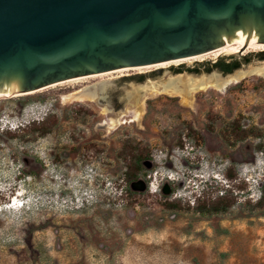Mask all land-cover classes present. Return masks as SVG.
I'll return each mask as SVG.
<instances>
[{
  "label": "rangeland",
  "instance_id": "374dc122",
  "mask_svg": "<svg viewBox=\"0 0 264 264\" xmlns=\"http://www.w3.org/2000/svg\"><path fill=\"white\" fill-rule=\"evenodd\" d=\"M217 56L1 96L0 206L19 188L30 200L0 208V264H264V206L256 204L264 183V76L200 89L191 103L150 89L174 76H211L173 67ZM106 82L96 101L63 100ZM235 121L262 136L238 137ZM126 145L153 167L141 163L130 179ZM138 178L145 191L131 188ZM223 197L232 199L227 210L199 211Z\"/></svg>",
  "mask_w": 264,
  "mask_h": 264
},
{
  "label": "water",
  "instance_id": "95a60500",
  "mask_svg": "<svg viewBox=\"0 0 264 264\" xmlns=\"http://www.w3.org/2000/svg\"><path fill=\"white\" fill-rule=\"evenodd\" d=\"M255 42L264 43V0H0V94L229 44L245 46L214 61L242 57ZM142 164L153 167L150 159ZM131 188L145 191L148 183L138 178ZM163 192H172L168 182Z\"/></svg>",
  "mask_w": 264,
  "mask_h": 264
},
{
  "label": "bare ground",
  "instance_id": "6f19581e",
  "mask_svg": "<svg viewBox=\"0 0 264 264\" xmlns=\"http://www.w3.org/2000/svg\"><path fill=\"white\" fill-rule=\"evenodd\" d=\"M244 46L245 45L229 44V45L222 46L216 50H213L211 52L201 54V55H197V56H193V57H189V58L170 60V61H165V62L158 63V64H152V65H146V66H137V67H131V68L132 69H138V68H146V67H151V66H155V67L156 66H163V65L171 64V63H177L178 64L181 61L190 60L192 58L209 57L211 54L219 55V54L225 53V52H238L239 50H242L244 48ZM259 48H264V43H258V42L250 43L247 46V48L245 49L244 53H247L249 51H256ZM127 68H129V67L116 69V70L109 71V72L106 71L105 73L102 72V73H96V74L76 77V78H72V79H68V80L60 81V82H66V81L72 82V81H78V80L80 81L83 78H92V77L107 75V74L114 73V72H122V71L127 70ZM251 74H258V75L264 76V62L262 64H259V65H252L246 69H240V70L238 69V71H236L235 73H233V74L231 73L225 77H223L219 74H215V73L212 74L211 76L203 75L202 77H200L198 79H196V78L194 79L193 77L188 76V80L182 78V76H180V77L174 76L173 78L171 77L167 82H165L164 84H162L160 86H157V85L152 86L151 85L152 87L150 89L153 92L159 91V92L167 93L170 95L180 96L182 102L191 103L190 98L192 97V95L195 92H197L200 89H206L208 87L224 88L229 83L239 82L243 78H245ZM60 82L53 83L51 85H55V84H58ZM96 84L97 85L86 86V87H83L80 89H76V90H74L68 94L63 95L64 102H67V101H96L99 98L101 91L105 90L107 83H101V84L96 83ZM47 86H50V85H47ZM47 86L42 87L40 89H44ZM142 86L145 87V85H142ZM40 89H36V90H40ZM33 91L20 93L17 95L31 93ZM139 92H140V90L137 91V93H139ZM1 96H10V95H8L7 93H4V94H0V97ZM139 117H140V113H137L135 118H132L131 121L139 119ZM114 122L118 123L119 119L114 120ZM17 209H19V208H17Z\"/></svg>",
  "mask_w": 264,
  "mask_h": 264
},
{
  "label": "trees",
  "instance_id": "16d2710c",
  "mask_svg": "<svg viewBox=\"0 0 264 264\" xmlns=\"http://www.w3.org/2000/svg\"><path fill=\"white\" fill-rule=\"evenodd\" d=\"M254 59L264 60V51L259 52H249L246 55L242 57H235V56H221L216 61L209 59L204 61L195 62L193 65H185L180 64V66L173 67L175 72H183L188 71L191 73H201V72H207L210 73L213 70L217 69L220 72H223L224 74L233 73L236 69H239L243 64H248ZM141 79H143L144 75H140ZM237 122H232V128L234 129L236 135L238 137H243L244 135H254L256 137H261V133L259 132L258 128H251L250 130H241L240 126H237ZM129 145H126V156H130V163L128 165V170L126 172V175L131 178H136L139 171H141L142 168V160L146 157L145 154L136 153L132 154V148H128ZM131 147V146H130ZM258 148L263 151L264 145L262 143L259 144ZM257 206L263 207L264 206V183L261 185V196L259 200L257 201ZM232 205V199L228 197H223L217 200H214L210 204L205 203L202 206H198L200 212H209V213H218L220 211H225Z\"/></svg>",
  "mask_w": 264,
  "mask_h": 264
},
{
  "label": "flooded vegetation",
  "instance_id": "af4514ba",
  "mask_svg": "<svg viewBox=\"0 0 264 264\" xmlns=\"http://www.w3.org/2000/svg\"><path fill=\"white\" fill-rule=\"evenodd\" d=\"M95 152L97 153V149H96V148H95ZM90 157H92V156H90ZM31 166H32L33 168H38V162H37L36 159H34V160L31 162Z\"/></svg>",
  "mask_w": 264,
  "mask_h": 264
},
{
  "label": "clouds",
  "instance_id": "9594fccd",
  "mask_svg": "<svg viewBox=\"0 0 264 264\" xmlns=\"http://www.w3.org/2000/svg\"><path fill=\"white\" fill-rule=\"evenodd\" d=\"M1 129H2V127H1Z\"/></svg>",
  "mask_w": 264,
  "mask_h": 264
}]
</instances>
